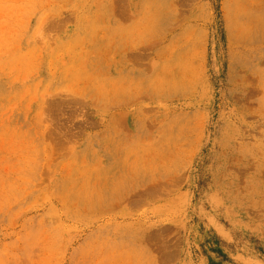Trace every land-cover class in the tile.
<instances>
[{
    "label": "rangeland",
    "instance_id": "obj_1",
    "mask_svg": "<svg viewBox=\"0 0 264 264\" xmlns=\"http://www.w3.org/2000/svg\"><path fill=\"white\" fill-rule=\"evenodd\" d=\"M0 264H264V0H0Z\"/></svg>",
    "mask_w": 264,
    "mask_h": 264
},
{
    "label": "crops",
    "instance_id": "obj_2",
    "mask_svg": "<svg viewBox=\"0 0 264 264\" xmlns=\"http://www.w3.org/2000/svg\"><path fill=\"white\" fill-rule=\"evenodd\" d=\"M175 9L172 5V42L186 45L191 39H196L193 35V24L190 19H185L180 24Z\"/></svg>",
    "mask_w": 264,
    "mask_h": 264
},
{
    "label": "bare ground",
    "instance_id": "obj_3",
    "mask_svg": "<svg viewBox=\"0 0 264 264\" xmlns=\"http://www.w3.org/2000/svg\"><path fill=\"white\" fill-rule=\"evenodd\" d=\"M230 25V24H229Z\"/></svg>",
    "mask_w": 264,
    "mask_h": 264
}]
</instances>
